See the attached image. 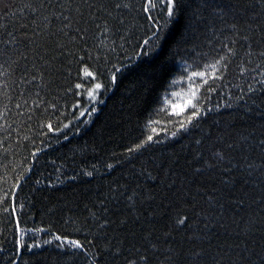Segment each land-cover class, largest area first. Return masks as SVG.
Masks as SVG:
<instances>
[{
	"label": "trees",
	"instance_id": "1",
	"mask_svg": "<svg viewBox=\"0 0 264 264\" xmlns=\"http://www.w3.org/2000/svg\"><path fill=\"white\" fill-rule=\"evenodd\" d=\"M174 9L0 0V264L264 260V0Z\"/></svg>",
	"mask_w": 264,
	"mask_h": 264
},
{
	"label": "snow or ice",
	"instance_id": "2",
	"mask_svg": "<svg viewBox=\"0 0 264 264\" xmlns=\"http://www.w3.org/2000/svg\"><path fill=\"white\" fill-rule=\"evenodd\" d=\"M158 2H159V0H149L150 7H151V6H155V4L158 3ZM174 5H175V0H167V15H168L170 18H172V17L175 16ZM146 10H148V9H146ZM149 39L152 41L151 44H149V40H145V41L143 42V44H144L145 46H147V47L142 51V55H143V56H146V57L149 56V55L152 54V53L159 52L160 49L163 48V46H164V44H165V42H166V39H167L166 34H165L164 30H163V27L158 28V29L156 30V32L153 33V36L150 37ZM262 55H264V53H262ZM89 75H90V73H89ZM199 75L203 76L204 74H203V73H200ZM113 80H115V77H113ZM96 87L99 88L100 85L97 84ZM148 140L151 141V140H152V137L149 136V137H148ZM180 223H183V220H181ZM56 239L59 240L60 237H56ZM18 243H19V242H18ZM72 244H73L76 248H80V247H81V245H80L78 242H76V241H72ZM21 246H22V245H21ZM38 246H39V245H37V247H38ZM260 264H264V260H262V261L260 262Z\"/></svg>",
	"mask_w": 264,
	"mask_h": 264
},
{
	"label": "rangeland",
	"instance_id": "3",
	"mask_svg": "<svg viewBox=\"0 0 264 264\" xmlns=\"http://www.w3.org/2000/svg\"><path fill=\"white\" fill-rule=\"evenodd\" d=\"M98 90L99 88H97L96 85H94L93 87L89 88L88 91H86L84 99H85V102L87 103V106L80 107V114L82 117L92 116L94 112L96 111V109L98 108V106L101 104V101L97 97ZM75 127H77L76 123L70 124V125H67L64 128V130L70 131V130H73Z\"/></svg>",
	"mask_w": 264,
	"mask_h": 264
}]
</instances>
